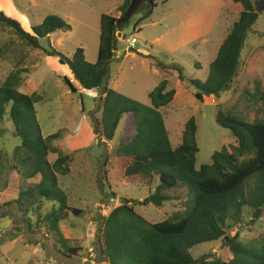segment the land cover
Masks as SVG:
<instances>
[{
    "label": "rangeland",
    "instance_id": "obj_1",
    "mask_svg": "<svg viewBox=\"0 0 264 264\" xmlns=\"http://www.w3.org/2000/svg\"><path fill=\"white\" fill-rule=\"evenodd\" d=\"M152 15L140 24V31L133 30L131 21L121 25L117 32V50L110 63L106 78L109 88L149 105L148 93L162 79L169 80V87L176 91L172 102L162 109L166 127L173 146L181 142L186 121L194 117L197 123L196 140L199 152L196 164L210 163L212 154L223 146L235 144V138L228 128L216 120L218 107L248 121L264 120V105L252 94L264 90V8L258 5L259 15L248 33L240 57L238 75L228 90L218 96L196 98V86L192 81H204L209 64L216 56L218 45L226 36L232 23L238 18V11L221 5L217 0H155ZM122 0H0V12L17 18L23 28L30 31L51 14L60 16L70 26L69 30L55 31L40 39L42 49H33L9 28L0 27V83L8 72L14 69L18 60H23L27 72L18 90L24 94L37 93L41 101L35 104L37 120L42 135L46 138L57 135L49 142L47 156L53 163L60 154L70 157V172L59 175L60 187L65 191L69 205L82 213H72L61 222L62 232L67 238V247H79L76 256L69 255L65 246L57 243L42 224L30 226L28 221L38 220V214L28 202H11L20 190L39 181V177L24 182L11 164L13 149L20 143L14 135V124L8 113L0 123L1 147L5 152L6 166L0 175V264H108L100 253V229L102 216L120 205L123 198L141 201L149 194V187L131 184L122 178L116 162V147L122 136L125 115L112 141H106L97 132L101 119L100 89L86 90L74 81L67 65L59 62L57 55H48L52 49L65 56H72L76 48L84 50L87 61H96L100 33L101 14L120 17L118 7ZM228 5V4H223ZM194 13L183 14L187 27L201 34L205 26L208 32L207 44L200 40L189 47H182L171 53L152 43L164 31L166 25L176 26L180 21L179 9ZM174 12V13H173ZM170 16L169 19H166ZM203 15V18L202 16ZM134 36L136 43L130 47L127 38ZM203 40V39H201ZM166 44V43H165ZM171 47V45L167 44ZM147 50L148 56H156L164 63L182 66L185 79L177 74L166 75L150 59L141 60L128 49ZM140 52V51H139ZM145 54V53H144ZM63 76L73 79L77 87L71 92ZM247 92V95L245 93ZM259 94H257L258 96ZM252 98H251V97ZM259 98V97H258ZM102 139V140H101ZM31 200V199H30ZM24 206L28 211L24 210ZM44 201L42 211L49 208ZM136 211L150 222H161L173 210L167 203L157 208L153 204H136ZM238 232L244 245H253L264 238V213L259 220L251 221L245 208L242 220L232 224L230 233ZM193 258L211 253L224 260L231 254L221 240L198 244L189 250Z\"/></svg>",
    "mask_w": 264,
    "mask_h": 264
},
{
    "label": "trees",
    "instance_id": "obj_2",
    "mask_svg": "<svg viewBox=\"0 0 264 264\" xmlns=\"http://www.w3.org/2000/svg\"><path fill=\"white\" fill-rule=\"evenodd\" d=\"M131 0H122L118 7L120 17ZM226 7L238 11V18L220 44L215 58L209 64L204 81H192L195 96H218L228 90L238 75L241 52L249 31L256 22L257 6L264 0H223ZM155 0H147L135 13L133 30L140 31V24L149 18ZM101 14L100 33L96 61H87L84 50L76 48L68 57L52 49L48 55H57L62 65H67L74 81L86 90L100 89L101 119L97 132L106 141H112L125 115L122 136L116 147V162L122 178L131 184L149 187V194L141 201L123 198L120 205L102 216L100 229V253L108 264H264V238L253 245H244L238 232L230 233L232 224L242 220L245 208L251 221L259 220L264 213V120L248 121L243 117L218 107L216 120L228 128L235 144L223 146L211 156L210 163L197 166L199 146L196 140L197 123L194 117L184 124L181 142L173 146L162 109L174 99L176 91L163 79L148 93L149 105L125 96L106 84L110 63L117 50V32L125 27L116 25L120 18ZM133 18V17H132ZM131 18V19H132ZM130 19V21H131ZM129 21V22H130ZM0 27L9 28L33 49H42L39 41L55 31L69 30V24L60 16L51 14L31 28H23L21 22L0 12ZM151 62L167 76L177 74L184 80L181 65L167 64L153 57ZM23 60L15 63L0 83V123L8 113L14 124V135L20 143L13 149L11 164L24 182L39 177L38 182L22 189L11 202H28L38 214V220L29 225L42 224L53 239L65 246L69 255L76 256L79 247H67V238L61 222L69 214L79 216L82 210L69 205L58 176L70 172L68 155L60 154L49 163L50 140L57 137L42 135L37 120L35 104L41 101L37 93L24 94L18 90L27 72ZM73 79L63 76L71 92L77 87ZM248 91H245L247 95ZM252 94L264 105V90ZM257 94H259L257 96ZM259 97V98H258ZM102 140V139H101ZM6 166L1 147L0 175ZM31 199V200H30ZM44 201L49 208L42 211ZM153 204L157 208L170 203L173 210L161 222H150L136 211V204ZM24 210L27 207L24 206ZM221 240L231 259L224 260L214 254H202L196 259L189 250L194 246Z\"/></svg>",
    "mask_w": 264,
    "mask_h": 264
},
{
    "label": "crops",
    "instance_id": "obj_3",
    "mask_svg": "<svg viewBox=\"0 0 264 264\" xmlns=\"http://www.w3.org/2000/svg\"><path fill=\"white\" fill-rule=\"evenodd\" d=\"M217 2L221 5V8H220L219 12L217 13V15H219L223 11L224 2H223V0H217ZM185 7L186 6H182L181 9H179L180 21L176 22V26L172 27L171 25H166L164 31L161 32L158 36H156L152 40L153 41L152 43H155L158 46H161L166 52L171 53V52L176 51L177 49H180L182 47H189V46L195 44L196 42H198L199 40L201 43H204V44H207V42H208L207 36L211 32H208V28L206 26L203 29V31L201 32V34H197L195 30L187 27L189 20H188V23H185L182 21L183 14L194 13V11H185ZM200 16H202V18H203V15H200ZM169 18H170V16L168 15V17L166 19H169ZM224 38H225V36H224ZM201 39H203V40H201ZM223 39L221 40V42L223 41ZM167 44L171 45L172 48L167 46ZM220 44L218 45V49L220 47ZM138 51H140L142 53V55H133V56H137L138 58L143 60V62L145 60H148V59H150V61H151V59L153 57L158 58V57L152 56V55L148 56L147 53L149 51H147V50L143 51L140 49ZM168 64H171V63H168ZM152 65H153V63H152Z\"/></svg>",
    "mask_w": 264,
    "mask_h": 264
},
{
    "label": "water",
    "instance_id": "obj_4",
    "mask_svg": "<svg viewBox=\"0 0 264 264\" xmlns=\"http://www.w3.org/2000/svg\"><path fill=\"white\" fill-rule=\"evenodd\" d=\"M147 0H131L126 12L117 20L116 25L121 28V25L129 22L130 18L138 11V9L146 2ZM264 8V3L261 4ZM129 52H134L137 55H142L141 52L134 50L133 48L128 49Z\"/></svg>",
    "mask_w": 264,
    "mask_h": 264
},
{
    "label": "built area",
    "instance_id": "obj_5",
    "mask_svg": "<svg viewBox=\"0 0 264 264\" xmlns=\"http://www.w3.org/2000/svg\"><path fill=\"white\" fill-rule=\"evenodd\" d=\"M126 42L129 44L130 47H133L134 44L136 43V38L134 36L127 38Z\"/></svg>",
    "mask_w": 264,
    "mask_h": 264
}]
</instances>
